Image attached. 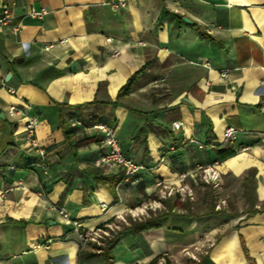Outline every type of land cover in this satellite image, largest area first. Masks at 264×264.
I'll list each match as a JSON object with an SVG mask.
<instances>
[{
    "label": "crops",
    "instance_id": "crops-1",
    "mask_svg": "<svg viewBox=\"0 0 264 264\" xmlns=\"http://www.w3.org/2000/svg\"><path fill=\"white\" fill-rule=\"evenodd\" d=\"M2 5L21 28L0 27V264H104L95 244L79 250L71 220L98 228L152 196L166 208L159 226L122 231L109 264H264V0ZM42 7V18L26 14ZM95 100L100 118L114 119L123 153L143 165L135 185L114 184L122 170L94 164L102 144L91 125L99 120L77 105ZM11 103H29L38 116L44 156L21 145L25 118L8 112ZM229 125L239 130L235 141L218 145ZM197 163L219 171L214 189L228 207H165L156 183L186 184L195 195ZM182 172L190 173L180 183Z\"/></svg>",
    "mask_w": 264,
    "mask_h": 264
},
{
    "label": "built area",
    "instance_id": "built-area-1",
    "mask_svg": "<svg viewBox=\"0 0 264 264\" xmlns=\"http://www.w3.org/2000/svg\"><path fill=\"white\" fill-rule=\"evenodd\" d=\"M47 12V9L42 7L38 10L34 8H30L26 14L34 17V18H42V16ZM8 26L10 30L14 33H17L21 24L19 21H15V16L11 11V7L9 5H2L0 9V27ZM50 44L44 46L45 49H48ZM222 76L226 75V71L221 72ZM31 105L29 103L23 104L21 107L10 104L8 106V112L10 114H23L25 118L24 130L22 132V144L24 148L29 151H35L40 156H44L46 154L45 148L41 146L37 138V129L39 126V118L37 115L30 113ZM173 129H179L182 127V122L180 120H176L172 122ZM91 128L97 130L101 134V150L97 157L94 159V164L105 171H110L113 169L122 170V176L120 179L121 183H126L130 185H135L138 181V172L143 167V165L132 157L125 155L121 149L119 139L115 133V130L110 127L104 121H96L91 125ZM239 130L232 125L226 126L223 129L222 136L218 140V144H232L235 139L237 132ZM242 149H245L242 147ZM199 172L200 179L203 183L208 184L212 187H218L220 181V173L213 165H201L196 164L194 168V172ZM190 172H182L179 176V182L182 183L184 181L187 174ZM156 187H161V196H164L166 193L173 192V189L176 191H181L183 189L182 184L170 185L168 182L158 181L156 183ZM165 188H168L166 191ZM190 194V190H189ZM145 205L141 208V206H137L133 208L130 213L133 217L139 216L141 212H143ZM101 208L103 210H107L109 205L106 202L101 203ZM59 213L66 219H68V213L64 209H59ZM72 227L76 233V243L79 247L87 244L89 241L96 240V236L98 235V231L101 230L98 228H81L80 222L78 220H71ZM37 246V245H36Z\"/></svg>",
    "mask_w": 264,
    "mask_h": 264
},
{
    "label": "rangeland",
    "instance_id": "rangeland-1",
    "mask_svg": "<svg viewBox=\"0 0 264 264\" xmlns=\"http://www.w3.org/2000/svg\"><path fill=\"white\" fill-rule=\"evenodd\" d=\"M201 181L202 180L200 179L198 185L199 187L195 189V195L191 191L189 194L190 188H188L186 184H182L183 189L181 191H176V189H173V192L169 194L166 193L164 196H161V191H159L158 196L160 197V200L162 199L165 201V207H167V205L172 202L175 205L178 206L183 205L184 207L185 205L189 206L190 203H192L193 205L192 209L194 211H201L203 208H210L209 206H211L212 209L215 208L219 210H223L224 208H227L228 199L224 198L220 194H217V192L215 191L216 189H214V187L205 183L204 184L206 186L202 185ZM229 182L233 183V179H230ZM202 186L204 187L201 188ZM165 190L167 191L168 188H165ZM168 196H170L169 199L167 198ZM203 198H204L203 202L206 204L204 205V207L198 205L201 203ZM158 199H159L158 197L155 198L154 196H152L150 199H147L145 202H142L139 206H141L142 208L145 205L146 207H144L143 212H141L139 216L133 217L129 211L122 212L119 216H116L112 220V222L105 223L101 227V230L98 231V235L96 236V240L89 241L87 244L81 246V248L87 246L90 243H93L96 246L95 250L96 251L98 250L100 252L101 250L100 247L104 246V243L108 239H111L116 233L120 231L121 232L124 231L125 230L123 229L124 226L129 225L131 219H138V220L145 219L148 218L149 216H154L156 214H159L161 210H166V208L163 209L162 205L160 207ZM155 202L157 205H155Z\"/></svg>",
    "mask_w": 264,
    "mask_h": 264
},
{
    "label": "trees",
    "instance_id": "trees-1",
    "mask_svg": "<svg viewBox=\"0 0 264 264\" xmlns=\"http://www.w3.org/2000/svg\"><path fill=\"white\" fill-rule=\"evenodd\" d=\"M141 70H139L138 72H135V74H133L129 80L127 81V83L121 88V92H126L130 89V86L132 85L133 81L135 80L137 74L140 72ZM77 109L79 110H83V109H90L88 115L90 116L89 119L92 120H99V121H104L106 122L110 127H114V119L112 118L111 114H109L108 117L101 119V115L103 113V109L100 105L99 101H92L90 103H85V104H80L77 105ZM81 115L84 116V113L80 112ZM82 116V119L84 120V117ZM64 132L67 136V140H68V146L70 147V149H72V144L70 141V133L64 129ZM86 138H82V139H78L76 140V144H80L81 142H83ZM219 145V144H218ZM225 154L226 155H230L233 153L232 148L227 147L225 149ZM88 174H91L92 177L100 182H105V179L107 177H104L103 174L101 173L99 168H95L92 166L88 167ZM122 173L117 175L116 177H114V179H112L114 184H117L120 182ZM162 214H156L154 216H149L148 218L145 219H131L129 225L124 226L123 229H132L134 231L136 230H143V229H147L150 227H155V226H159L160 222L159 219L161 217ZM104 224L100 225L99 227H102ZM121 231L116 233L111 239H108L105 243L104 246L100 247V252L99 254L103 257L105 263L104 264H109L111 261V254H110V248L113 245L114 241L119 237ZM81 249V247H79V250ZM92 255V254H90ZM157 258L152 259L148 264H155Z\"/></svg>",
    "mask_w": 264,
    "mask_h": 264
},
{
    "label": "water",
    "instance_id": "water-1",
    "mask_svg": "<svg viewBox=\"0 0 264 264\" xmlns=\"http://www.w3.org/2000/svg\"><path fill=\"white\" fill-rule=\"evenodd\" d=\"M184 20H185V21H188V19H187V18H184ZM8 75H9V74H8ZM51 223H53V222L51 221Z\"/></svg>",
    "mask_w": 264,
    "mask_h": 264
}]
</instances>
